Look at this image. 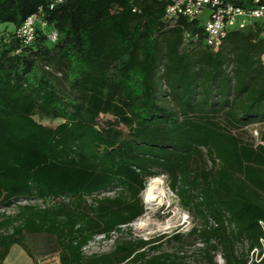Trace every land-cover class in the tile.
<instances>
[{
    "label": "trees",
    "instance_id": "obj_1",
    "mask_svg": "<svg viewBox=\"0 0 264 264\" xmlns=\"http://www.w3.org/2000/svg\"><path fill=\"white\" fill-rule=\"evenodd\" d=\"M172 3L0 0V206H17L0 220V264L14 245L35 260L28 241L41 236L60 264H188L163 246L189 237L206 264H264V25L215 51L200 18L167 17ZM34 14L56 42L19 35ZM162 174L200 223L148 239L129 228L86 254L146 212Z\"/></svg>",
    "mask_w": 264,
    "mask_h": 264
},
{
    "label": "rangeland",
    "instance_id": "obj_2",
    "mask_svg": "<svg viewBox=\"0 0 264 264\" xmlns=\"http://www.w3.org/2000/svg\"><path fill=\"white\" fill-rule=\"evenodd\" d=\"M209 14V9H205L200 14L199 18L202 23L207 21ZM258 22L264 25V18L259 19ZM4 27V24L0 25V35H6L7 28ZM10 28H12V26H10ZM261 58L264 62V54ZM232 69L233 64H230L228 66V71L231 73ZM105 117L112 118L110 114H106ZM45 123L48 122L45 121ZM57 123L58 121L55 122V124ZM260 130L261 125L255 124L250 128L249 133H252V135L259 139L258 137L260 135ZM158 177L164 182V186L171 198V205L153 206L152 208H148L145 203L146 212L141 217L132 222L129 226H124L123 232L116 233L113 239H105L102 235L97 236L85 248L86 254L91 255L93 253H105L110 251L117 240L127 236L129 228L132 229L135 236L148 239L163 234H174L178 231L188 233L193 226L200 223V220L195 218L192 213L180 206L176 194L169 187L168 176L166 174H162ZM143 193L142 197L144 200ZM108 194L112 195L113 192ZM25 202L26 201H21L19 203ZM16 211V205L10 208L0 206V220L2 219L3 215H13ZM141 223L143 224L142 226ZM187 241L188 242L183 246V248H180L178 243L167 242V240H165L163 249L169 252L179 251L180 255L186 256V261L188 264H206L204 262L203 254L200 250L203 247V244L194 240L192 237L187 238ZM28 243L33 250L35 260L38 262V264H60L59 253L51 252L42 236L38 238H31L29 239ZM252 256L255 258V255L252 254ZM35 260L31 258L22 247L19 245H14L10 251V254L5 259L4 264H36ZM216 260L218 264H225V260L220 253L217 255Z\"/></svg>",
    "mask_w": 264,
    "mask_h": 264
},
{
    "label": "built area",
    "instance_id": "obj_3",
    "mask_svg": "<svg viewBox=\"0 0 264 264\" xmlns=\"http://www.w3.org/2000/svg\"><path fill=\"white\" fill-rule=\"evenodd\" d=\"M62 2L63 0H56ZM173 3L167 9V17L172 19L184 16L189 19L199 18L200 14L209 9L210 14L205 23H202L206 32L205 44L218 51L232 30L243 29L250 23L264 18V0H172ZM53 6V5H52ZM45 31L48 40L54 43L58 39V32L47 21L37 14L29 16L19 27L18 33L25 42H33L37 37V29ZM187 42L197 40L198 35L186 34ZM193 40V41H194ZM264 253V237L261 238L259 249Z\"/></svg>",
    "mask_w": 264,
    "mask_h": 264
},
{
    "label": "bare ground",
    "instance_id": "obj_4",
    "mask_svg": "<svg viewBox=\"0 0 264 264\" xmlns=\"http://www.w3.org/2000/svg\"><path fill=\"white\" fill-rule=\"evenodd\" d=\"M143 196L148 208L171 205V198L164 186V182L159 177H154L147 183Z\"/></svg>",
    "mask_w": 264,
    "mask_h": 264
}]
</instances>
